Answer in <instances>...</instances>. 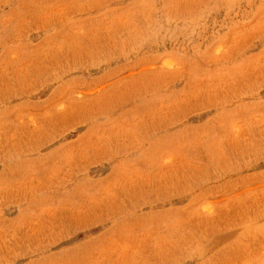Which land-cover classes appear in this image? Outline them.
I'll return each instance as SVG.
<instances>
[{"label":"rangeland","instance_id":"1","mask_svg":"<svg viewBox=\"0 0 264 264\" xmlns=\"http://www.w3.org/2000/svg\"><path fill=\"white\" fill-rule=\"evenodd\" d=\"M0 264H264V0H0Z\"/></svg>","mask_w":264,"mask_h":264}]
</instances>
